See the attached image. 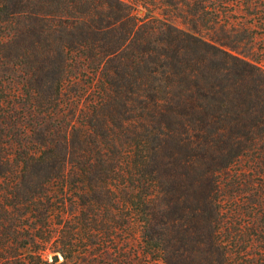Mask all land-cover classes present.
Segmentation results:
<instances>
[{
	"label": "trees",
	"instance_id": "16d2710c",
	"mask_svg": "<svg viewBox=\"0 0 264 264\" xmlns=\"http://www.w3.org/2000/svg\"><path fill=\"white\" fill-rule=\"evenodd\" d=\"M0 264H264V0H0Z\"/></svg>",
	"mask_w": 264,
	"mask_h": 264
},
{
	"label": "rangeland",
	"instance_id": "374dc122",
	"mask_svg": "<svg viewBox=\"0 0 264 264\" xmlns=\"http://www.w3.org/2000/svg\"><path fill=\"white\" fill-rule=\"evenodd\" d=\"M138 16H143V15H138ZM132 224H133L134 239L135 241H137L139 235L138 223L135 220H133Z\"/></svg>",
	"mask_w": 264,
	"mask_h": 264
}]
</instances>
